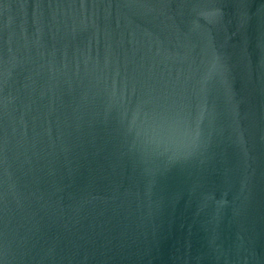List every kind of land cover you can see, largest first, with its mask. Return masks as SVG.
Instances as JSON below:
<instances>
[{"label": "water", "instance_id": "1", "mask_svg": "<svg viewBox=\"0 0 264 264\" xmlns=\"http://www.w3.org/2000/svg\"><path fill=\"white\" fill-rule=\"evenodd\" d=\"M0 264H264V0H0Z\"/></svg>", "mask_w": 264, "mask_h": 264}]
</instances>
